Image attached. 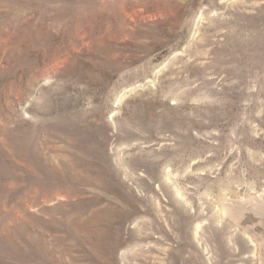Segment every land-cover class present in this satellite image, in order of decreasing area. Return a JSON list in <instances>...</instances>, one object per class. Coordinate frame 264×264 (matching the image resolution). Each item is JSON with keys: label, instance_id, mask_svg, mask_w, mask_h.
Segmentation results:
<instances>
[{"label": "rangeland", "instance_id": "rangeland-1", "mask_svg": "<svg viewBox=\"0 0 264 264\" xmlns=\"http://www.w3.org/2000/svg\"><path fill=\"white\" fill-rule=\"evenodd\" d=\"M0 264H264V0H0Z\"/></svg>", "mask_w": 264, "mask_h": 264}]
</instances>
